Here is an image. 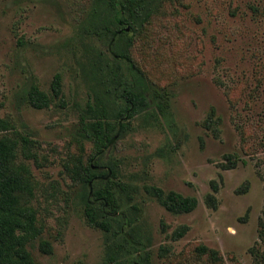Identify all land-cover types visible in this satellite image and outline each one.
Wrapping results in <instances>:
<instances>
[{"label":"rangeland","instance_id":"rangeland-1","mask_svg":"<svg viewBox=\"0 0 264 264\" xmlns=\"http://www.w3.org/2000/svg\"><path fill=\"white\" fill-rule=\"evenodd\" d=\"M95 6L0 0V117L30 141L18 145L15 164L30 174L29 206L42 231L29 246L37 264H112V251L118 264L135 257L118 251L116 230L90 222L96 203L70 174V164L92 152L80 118L98 98L112 101L99 82L102 67L120 58L113 44L128 46L88 35L93 15L109 25L110 13ZM159 8L126 53L145 76L137 90L167 94L166 101L131 120L105 158L117 163L116 180L135 188L136 236L151 240L153 264H264V0H169ZM28 83L51 97L48 108L31 106ZM111 103L114 112L119 105ZM148 189L194 201L195 209L171 213Z\"/></svg>","mask_w":264,"mask_h":264},{"label":"trees","instance_id":"trees-1","mask_svg":"<svg viewBox=\"0 0 264 264\" xmlns=\"http://www.w3.org/2000/svg\"><path fill=\"white\" fill-rule=\"evenodd\" d=\"M166 1L169 0H94V11L110 13L107 18L109 25L94 20V15L87 24L88 35L109 42L117 37L118 41L125 40L128 46L125 51H121L120 44H113V51L120 58L115 56L109 59L105 69L102 67L104 73H101L99 82L113 94L112 101L98 98V105L89 104L80 118L81 140L92 144V152L85 161L79 159L77 164H70V174L83 187V193L86 196L90 194L96 203L91 207L95 214L90 217V222L108 232L116 230L122 242L118 251L125 257L126 254L129 257L135 255L128 264H153L151 240L136 236L137 226L129 214L130 209H137L136 204H133L135 188L117 181V163L108 162L105 158L108 150L115 146L116 140L130 130L131 120L150 110L158 99L166 101L167 94L157 91L142 93L137 90V80L139 77L145 79V76L133 63L129 53H126L132 47L139 28L159 15V6ZM95 59L101 61V55L97 54ZM24 89L32 107L38 110L49 107L51 97L41 91L38 85L28 83ZM52 93L56 98L62 94L60 74L54 77ZM111 102L119 105L114 112ZM20 143L29 144L30 141L18 134L10 120L0 117V264H37L29 246L42 234L37 226L36 215L29 206L30 174L21 171L15 164ZM236 165L233 163L232 167ZM248 189L249 185L246 184L238 193H246ZM148 193L157 194L160 203L171 213L186 214L195 209L194 201H184L173 195L166 198L157 189H148ZM260 226L264 235V221ZM186 232V229L178 231L172 239L178 241ZM261 237L264 242V236ZM41 249L49 253V243L42 241ZM160 250L164 257L169 252L164 248ZM201 251L218 259L216 251L205 247ZM110 257L112 264L119 263L115 251L110 252ZM260 258L264 260V256Z\"/></svg>","mask_w":264,"mask_h":264}]
</instances>
